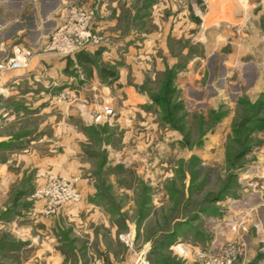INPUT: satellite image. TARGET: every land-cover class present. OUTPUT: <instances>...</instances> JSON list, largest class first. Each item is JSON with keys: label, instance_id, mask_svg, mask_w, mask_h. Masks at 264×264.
<instances>
[{"label": "rangeland", "instance_id": "obj_1", "mask_svg": "<svg viewBox=\"0 0 264 264\" xmlns=\"http://www.w3.org/2000/svg\"><path fill=\"white\" fill-rule=\"evenodd\" d=\"M59 1L57 26L36 48L8 47L0 73L64 61L73 89L34 83L79 108L80 207L42 216L34 171L0 185V264H200L218 235L237 264H264V38L243 28L250 10L264 27V0ZM39 2L26 1L36 14ZM80 24L91 41L64 54ZM17 50L30 54L8 69ZM249 195L256 205L236 209ZM179 244L192 253L177 256Z\"/></svg>", "mask_w": 264, "mask_h": 264}, {"label": "crops", "instance_id": "obj_2", "mask_svg": "<svg viewBox=\"0 0 264 264\" xmlns=\"http://www.w3.org/2000/svg\"><path fill=\"white\" fill-rule=\"evenodd\" d=\"M26 1L0 0V61L6 57L7 48L15 43L28 49L38 47L57 26L52 17L58 11L59 0H40V14L33 12V6ZM244 1L247 6H253L252 0ZM262 12L250 10L249 19H243V28L251 33H260L254 41H262L264 38L262 20L257 19ZM238 21H241V16L234 23ZM47 56L50 58L51 55ZM47 56L30 58L25 69L0 73V93H6L0 95V112L5 114V119L0 120V151L4 153L0 159L2 191L11 190L25 171H34L35 175L47 170L62 172L68 177L78 175L73 158L78 150L76 123L79 108L72 99L57 106L38 91L40 83L45 84L49 80L63 86L64 81H67V86L73 89L70 87V78L66 79L64 74V61L55 57L57 61L45 62ZM44 68L46 73H43ZM247 71L248 74L257 73L252 65L245 68V74ZM37 81L40 83H34ZM25 86H29L28 89ZM37 181L41 180H36V183ZM256 201L250 195L246 196L236 209L249 211L256 205ZM248 206L250 207L241 208ZM79 207L80 204L74 208L77 210ZM72 212H75L73 207L61 210L62 215ZM223 229L226 231L225 227ZM216 237L218 240L210 249L211 252L220 249V236Z\"/></svg>", "mask_w": 264, "mask_h": 264}, {"label": "built area", "instance_id": "obj_3", "mask_svg": "<svg viewBox=\"0 0 264 264\" xmlns=\"http://www.w3.org/2000/svg\"><path fill=\"white\" fill-rule=\"evenodd\" d=\"M85 24H80L79 27L72 26L67 28V44L63 47L64 54L75 53L91 41L89 32L84 29ZM62 33H59L57 38H61ZM28 51L17 50L13 57L7 62L8 69H18L26 61L29 56ZM64 99L63 95H60L55 99L54 103H61ZM103 113L105 115L111 114L112 110L108 107H104ZM102 115L96 114L95 120L98 122L101 120ZM40 177L41 184L34 191V198L40 203L41 215L44 217H50L56 214L59 210L65 207H76L81 201V195L78 189L74 186L73 182L69 179L67 175L62 172L53 171H42L38 173ZM257 226V225H256ZM257 228V227H256ZM246 230L243 226H236L231 228L233 233L237 231L244 232ZM230 247V246H229ZM192 252L188 249L186 245L179 244L176 248V254L179 257H187ZM237 252L230 248H224L217 252L204 251L202 254L196 256V260L200 264H237L238 257Z\"/></svg>", "mask_w": 264, "mask_h": 264}, {"label": "bare ground", "instance_id": "obj_4", "mask_svg": "<svg viewBox=\"0 0 264 264\" xmlns=\"http://www.w3.org/2000/svg\"><path fill=\"white\" fill-rule=\"evenodd\" d=\"M241 1V0H240ZM239 210V209H238ZM237 210H235V212H236ZM245 213V212H244ZM233 226H235V223L233 222L232 224H231V227H233ZM229 228V227H228ZM227 234H229V233H226V236H227ZM219 243H221V241H219Z\"/></svg>", "mask_w": 264, "mask_h": 264}, {"label": "trees", "instance_id": "obj_5", "mask_svg": "<svg viewBox=\"0 0 264 264\" xmlns=\"http://www.w3.org/2000/svg\"><path fill=\"white\" fill-rule=\"evenodd\" d=\"M165 264H171L170 262H165V261H163ZM173 264H178V263H173Z\"/></svg>", "mask_w": 264, "mask_h": 264}]
</instances>
